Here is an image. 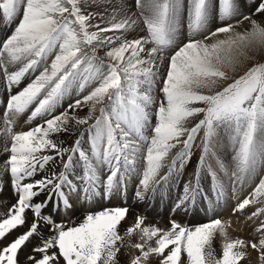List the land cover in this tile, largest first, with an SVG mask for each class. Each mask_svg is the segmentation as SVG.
<instances>
[{
	"label": "snow or ice",
	"instance_id": "6c2138e0",
	"mask_svg": "<svg viewBox=\"0 0 264 264\" xmlns=\"http://www.w3.org/2000/svg\"><path fill=\"white\" fill-rule=\"evenodd\" d=\"M135 3L140 9L138 15L125 14L117 19L114 10L105 23L101 14L88 11L89 0H0L3 20L13 21L20 16L12 34L0 43V71L8 88L41 69L22 90L8 97L0 118V135L7 139L3 148L8 153L4 170L10 174L17 193V202L0 217V240L28 223L26 211L33 213L27 230L0 247V264H18V253L31 237L41 235L42 224L49 225L54 234L33 248L41 255L39 259L29 256L31 264H60L61 260L64 264H116L120 250L117 244L124 241L119 226L127 217V207L89 213L76 226L65 227L42 215L46 203H33V198L48 191V199L51 194L58 195L70 208L65 187L70 192H83L85 199H91L100 194L97 189L101 184L108 198L117 189L125 190L124 174L135 169L137 156L142 155L145 166L135 195L144 200L149 192L155 193L156 186L168 180L169 174L190 161L201 130L195 183L189 180L185 184L176 208L195 202L200 193V172L205 167L213 178L217 200L223 197L224 184L207 166L210 142L218 128L227 130L234 149L230 175L228 166L219 163L233 185L243 183L258 169L264 170V61L256 62L257 56H264V0H259L251 15L239 14L236 0H216L218 12L213 0H135ZM184 11L188 39L175 46ZM214 12L221 26L198 38ZM94 20L98 22L93 23ZM140 21L146 27V35L127 39L123 33ZM245 21L247 26L239 30ZM109 32L121 35L108 36ZM221 35L223 39H214ZM169 48L173 51L165 57ZM100 49L105 50L103 57L97 54ZM53 53L51 64L45 66L47 57ZM165 60L167 66L160 89L163 99L157 101L153 85L161 76ZM243 61L253 63L243 75L232 79L230 73ZM13 66L15 70H10ZM229 79L231 83L219 86L220 81ZM91 84L95 87L86 95L70 103L60 114H53L65 96L74 89L83 93ZM153 104L157 105L156 123L151 125L149 109ZM82 107L89 109L86 117L69 115L70 110ZM30 108L29 120L50 118L27 131H14V118ZM97 109L99 115H94ZM70 121L84 127L79 129L73 146L64 147L51 137L68 132ZM149 128L151 134L145 135ZM85 132L90 134V152L82 147ZM173 149H177L174 154ZM46 150L55 155L44 154ZM57 157L63 170L23 183ZM78 162L82 174L74 172ZM104 167L108 174L102 180L99 171ZM164 167H168V173L160 175ZM256 204H264V173L234 211ZM262 215L264 207H258L249 219ZM170 223L171 227L164 229L146 226L143 216L135 218L124 233L140 234L141 242L132 245L140 254L133 256L130 264H146L152 256L160 258L159 264H242L249 248L259 253L264 264V221L255 229L261 233L258 241L229 239L230 222L220 219L194 227L175 220ZM217 232L224 237L219 255L211 247Z\"/></svg>",
	"mask_w": 264,
	"mask_h": 264
},
{
	"label": "bare ground",
	"instance_id": "6f19581e",
	"mask_svg": "<svg viewBox=\"0 0 264 264\" xmlns=\"http://www.w3.org/2000/svg\"><path fill=\"white\" fill-rule=\"evenodd\" d=\"M185 2H186V0H185ZM134 8L137 9L135 0H89L88 11L101 14L104 18L105 23H107V21L111 18V14L113 13L114 10L116 11L117 19H120L121 16H123L125 14L129 15V16L138 15L139 12H137ZM181 14H183V16L187 18L186 11L182 12ZM16 18H17L16 19L17 23H19L20 16H17ZM13 21H15V19ZM10 22L11 21H7V20L5 21V20H3L2 17H0V43H2L9 35H11V32L9 31ZM96 22H98V21L97 20L93 21V23H96ZM244 24L245 25H241L242 28L246 27L247 21H245ZM143 26H145L143 21H140L134 28H132L131 30H129L127 32H124L123 35L127 39H130V40L140 38V37L146 35V28L142 29ZM239 30H242L241 27ZM178 34H180V36L178 37L179 40L177 42L178 43L177 45H180V43L182 44L185 40H187L188 36L184 40L183 34L181 32H178ZM202 36L203 35H200V33L197 34L198 38L202 37ZM172 51H173V48L167 49L164 53V56L167 57L168 55H170L172 53ZM166 66H167V60H165L164 66H162L160 68L161 76L158 77L157 80L161 79L163 77V74L166 71ZM15 67L16 66H13L10 70H15ZM40 70H41L40 68H37L36 73L32 72V73L28 74V77L26 76L27 78L22 79L18 85H13L11 87V89L8 88L6 78L4 77L3 72L0 71V89L2 90L0 98L2 97L3 104H4V106L2 105L0 108V118L3 117L4 111H5V105H6V101H7L8 97H10L11 95H14L17 92H19L20 90H22L28 83H30L35 78L36 75L39 74ZM231 75H232V73H230V76ZM229 83H230V79L229 80H222V81H220L219 86L223 87ZM91 87L92 88L95 87V84L92 85ZM90 90H91V88L89 89V91ZM86 92L82 93V96L86 95L88 93V92L87 93ZM153 94H154V92H153ZM159 95H160V97L158 96L159 100L163 99V94L160 93ZM154 105L155 104H153L152 107L149 109V111L152 113V115H155L156 107ZM67 107L65 106L66 109H67ZM65 108L62 107V109H65ZM30 109L28 111H26L25 113H23L22 115H20L21 117H19V120H22L24 117L28 118V114H29ZM39 118H41V117H37L36 119L33 120V122L37 121ZM28 119H27V121H28ZM150 120H151V118H150ZM35 124H37V123H35ZM150 124H151V122H150ZM83 127L84 126H76L74 124V121H70L69 122V130L73 131L71 134L66 132L68 134L63 135L62 134L63 132H61V133H57V134L52 135L51 138L56 140V141L62 142V146H64V147L68 146L69 147L70 144L72 143V140H71L73 138L72 135H76V136H74V138L75 137L78 138L79 129L83 128ZM218 133H219V136L217 139H219L220 142H223V139H224L226 133H228L227 130L224 128H218ZM89 137H90V134L85 132L83 139L86 140V139H89ZM5 142H7L6 137H3L2 135H0V157H1V159H0L1 160L0 161V182L1 183L0 184H2V186H3L2 190L0 191V201L2 202V205H1L2 210L4 211L5 214H7L10 207L17 202V200H16L17 198H16V194L14 193L15 190L13 188V185H12V183H10V179H8L7 174H5L4 168H2L4 162L6 161V158L8 156V153L3 150ZM200 143H201V140H199L196 143V146L200 145ZM82 147L86 152H90L91 148L87 145V143L84 145L82 144ZM144 151H145V149L141 147V152H144ZM176 151H177V149H173L172 154H174ZM193 152H194V156H196V158L194 156H192L193 159L196 160L197 158L200 157L201 150L199 151V148L196 150L194 149ZM49 153H51V151L46 150L44 154H49ZM51 155H52V153H51ZM170 156H171V154H170ZM216 156H217V159L219 160V162H223V164L228 166V170L233 169V163L234 162L230 160V157L225 155L224 150L220 153L217 152ZM207 158L211 159L210 156H208ZM65 159H66V157H65ZM74 160L78 161V157H74ZM136 160L138 161L137 162L138 165H137L136 169L138 170L137 172L140 173V177L136 176V177H133L131 179L129 178L128 186L125 190L126 196L127 195L128 196L132 195V196L129 197L130 201L128 200L129 198L126 200V205H127V208L129 209V211H128L126 219L124 221H122L121 225L119 226V232L124 237V241L122 244L121 243L117 244V247L120 250L116 254V264H130L131 258L135 255L140 254L135 248L132 247V245L141 242L140 241V234L138 232H136V233H133L131 235H124L125 231L133 225L135 218L138 217V214H136V212H134L132 210V208L135 207L137 210L143 209L142 211H145L144 209H148L145 211V212H147V217H145V225L146 226H148V225L156 226V227H160V228H164V229L171 227L170 222L172 220H171V218H169L171 216V214H174L176 216L175 218L178 221L183 222L184 224H186V223L191 224V227L198 226L199 223L202 222V220H204L208 216L207 214H204L203 212H201V209H200L201 207L205 208L202 196H203V194H206L207 197H209L207 193H208V190H210L209 189L210 183L212 181V180H210L209 177L208 178L206 177L207 175H205V173H204V168L201 169V172H200V180H199L200 193L196 196L195 203H194V206H197L198 210L196 209L194 212L190 213L189 209L187 210V208H186V205H187L186 204V205L182 206L180 209H178L179 210L178 213L176 211V208L174 207V211L173 212L171 211V213L169 215L167 213L169 205L172 204V202L175 201V199H177L178 194H180L182 191H184V186L189 181L190 177H191V180L193 181V183L195 182V180H194L195 175L194 174L196 173L197 168L195 169V167H194L193 170L189 172V175L185 177L184 175L187 174L186 170H188V168H189L188 167L189 161H188L184 165L183 168H178L177 171H174L171 174H169L168 180L166 182H161L158 186H156L155 193L149 192L147 197L144 200H140L136 197L135 193L140 188L139 181L142 178L141 173L143 171V167L145 166V161L143 160L142 155H139V157ZM169 160H170V158H169ZM167 168L168 167L162 168L160 174H162V173L165 174V172L167 171ZM61 170H63L62 162H58V160L55 159V161H50L47 165H45L43 170H38L33 177L26 178V181H27V183H31L35 180L41 179L43 176L51 174L52 172H59ZM74 172L76 174H82L81 164L79 162L75 164ZM99 174H100L102 180L106 179V176L108 174L107 167L106 168L104 167L102 170H100ZM223 180L227 181L226 178H223ZM237 185H238L237 195L244 194L245 190L247 188V187H245L246 184H244L243 187H242L241 183H237ZM97 191L100 193V194H98V196H99V198H101V200H100V202H96V205H94L93 213H96V212H99V211H102L105 209H109V204H107L105 201H102L103 184H101L100 188H98ZM76 193L77 192H70L67 189L65 190V195L69 198V202L71 204V207L70 208L66 207V209H67L68 213L73 215L74 220H73V222L71 221L72 222L71 224L73 227L76 226L78 223H80L83 220V218L85 217V215H83L79 211ZM201 193H203V194H201ZM41 194H42V192H41ZM124 195H125V193H124ZM53 197L55 200V198H57V195H54ZM38 199H41V197H39ZM160 205H161V208H160ZM188 206H189V204H188ZM257 207H255V208H257ZM248 208H250V207L245 208L243 211H239L238 215L242 214V216L245 217L244 218L245 223L247 224V226L250 227L251 223L256 218L249 219L251 214L246 216L245 211H247ZM159 210H162V212ZM254 211H256V209L253 210L252 212H254ZM225 212H227L228 214L227 213L226 214H227V216L228 215L229 216H228V219L226 221H222V222H226V223L230 222V226L227 227L228 238L229 239L242 238L245 240H249L247 233H245L239 227V225L233 220V216L230 217L229 208H226ZM215 213H216V210H215ZM52 214H53V211H52ZM140 216H142V215H140ZM166 216H168V217H166ZM25 217H26V220L28 223H30L33 220V215L29 211L25 212ZM55 221L56 220H54V222ZM28 223H26L24 226H22L23 231L27 230ZM57 224H60V223L58 222ZM181 225H183V224H181ZM192 225H194V226H192ZM21 229H19V230H21ZM39 232L41 233V235H39V236L34 235L32 241L30 240L31 244L29 246L27 244L28 247H27L26 251L23 252L22 254H20L21 255L20 256V264H31V261L28 260L29 256H35L37 259H39L41 254L34 252L33 248L41 246L42 239L47 238L50 235L54 234V231L50 228V226L48 227L45 224L41 225V227L39 228ZM14 234H15V232H14ZM14 234H12L11 236H13ZM132 235H133V237H132ZM9 240L10 239L8 238L6 243H8ZM223 240H224V237L219 232H217L216 235L214 236L212 242H211V247H212V249L216 255L221 254L222 241ZM4 244H5V242H4ZM249 249H251V248H249ZM51 251L52 250H50V252ZM246 259L247 260H244L242 262V264H250L248 261H251L252 264H261V261L257 255V253L252 249L250 251H248V257ZM153 261H155L154 256L150 257L149 260L146 262V264H152ZM60 264H61V261H60Z\"/></svg>",
	"mask_w": 264,
	"mask_h": 264
},
{
	"label": "rangeland",
	"instance_id": "374dc122",
	"mask_svg": "<svg viewBox=\"0 0 264 264\" xmlns=\"http://www.w3.org/2000/svg\"><path fill=\"white\" fill-rule=\"evenodd\" d=\"M258 3H259V0H236V5H237L238 13L239 14H243V15H251L254 12V9H255V7H256V5ZM213 4L216 5V0H213ZM135 10L137 12H140V9L138 7ZM216 12H218V5H216ZM216 12L213 13L212 17L210 18L209 24L207 25V27L205 29H203L202 32H200V35H205L209 31L214 30L216 27L221 26V23L222 22L219 21L218 16L215 15ZM253 18H261V17L254 16ZM16 19L17 18H15V21H11L10 24H9V31L11 32V34H12V32L14 31L15 27L18 24L17 21H16ZM243 25H245V24H243ZM145 28L146 27L143 26L142 29H145ZM241 29H243L242 26H241ZM178 32H181L183 34V39L184 40L186 39V37L189 34L188 19L186 17H184L183 14H181L180 19H179V29H178ZM178 32H177V40H176V45L175 46H178L177 45L178 44L177 42L179 40L178 37L180 36V34H178ZM107 35L108 36H119L121 34H120V32H109V33H107ZM223 38H224V36L221 35V36L215 37L214 39H223ZM169 49H171V48H169ZM97 54L99 56L103 57L104 54H105V50L104 49H100ZM54 55H55V53H53V54H51V55H49L47 57V61H46V65L45 66H48V65L51 64L52 59L54 58ZM261 61H264V56H257L256 57V62H261ZM252 63H253V61H243V62H241V64H239L237 66L236 71L235 72H231L232 73V75H231L232 79L238 78L240 75H243L248 70V68L251 66ZM36 72L37 71H35L34 73H36ZM26 76L28 77V75H26ZM26 76L23 79L27 78ZM162 78L156 80L155 84L153 85V92H154L153 95H154L155 100H157V101H159V97H160L159 94L161 93L160 89H161L162 83H163V79ZM232 79H230V83L232 82ZM92 85H94V84H91V85L87 86L85 88L84 92H86V91L89 92V89L92 88L91 87ZM1 93H2V90L0 89V96H1ZM81 96H82V93H77L76 90L74 89L70 95L65 96V98L57 106V108L55 109V112L53 114L54 115L60 114L62 111H64L66 109L65 106L67 107L70 103H73L76 99L80 98ZM2 105L4 106L3 100H2V97H1L0 98V108H1ZM154 106L157 107L156 104ZM197 106H203V105H199L198 104ZM62 107L65 108V109H62ZM30 113H31V109L29 111L28 118L30 116ZM88 114H89L88 107H82V108L76 109L75 111H71V110L69 111V115H74V116L79 117V118L86 117ZM20 115H22V114H20ZM20 115L19 116H16L14 118V131H27L30 128L36 127L37 124L43 123V120L44 119L50 118V117H41V118H39L40 120L38 119L37 121L33 122V120L30 121L27 117H24L22 120H19V117H21ZM94 115H99V109H97V111H96V113H94ZM200 118H202V115L199 116V117H197L196 119L198 120ZM27 119H28V121H27ZM92 122L93 121H91L90 123H92ZM150 122H151V125H154L156 123V116L155 115H151ZM194 122H195V120H193L192 122H190L188 124V126L191 127L192 123H194ZM35 123H37V124H35ZM72 132H73L72 130H69L68 131L69 134H71ZM68 133H66V132L64 133L63 132L62 134L63 135H67ZM150 134H151V130L149 128L148 130H146L145 135H150ZM74 136H76V135H72L73 138H74ZM202 136H203V130H201L200 135L197 137L196 143L199 140H201L200 138ZM218 136H219V133H218V129H217L216 135L212 138V140L210 142V153H209L208 156H210L211 159L210 158H207V166H210L211 169L214 172H216L217 178L224 184V189H225L224 190V195H223L222 198H220L219 200H217V198H216L217 197V194H216V192L214 190V181H213V178L209 174V172L207 171V167H205L204 168V173H205V175H207L206 177L207 178L209 177L210 180H212V181L210 183V188H209L210 190H208V193H207L209 197H207L206 194L201 193V194H203L202 198H203V203H204L205 208L201 207L200 209H201V212H203L204 214H207L208 216H207V218H205L204 220H202V222H200L199 225L202 224V223H207V222H209V221H211L213 219H220L221 221H226L228 219V216L229 215L227 216L228 213L225 212V209L226 208H229L230 217L233 216V220L239 225V227L245 233H247V236H248L249 241H253V240L254 241H258L260 239V237H261V233L256 232L255 229L260 224L261 221H264V215L260 216L259 218H256L251 223V225L249 227V226H247V224L244 221V218L245 217L242 216V214L241 215L240 214L238 215L239 211H234V209L236 208V206H237V204L239 202H241L244 198L248 197L249 194L253 191L254 187L259 182V179H260L261 174L264 173V170L258 169L255 173L249 175L243 181V184L241 183L242 187L244 186V184H246L245 187H247V188L245 190V193L244 194H240L239 193L240 195H237V190H238L237 183L235 185H233L232 181H230L228 179V177H226L223 174L222 170L219 167V163L220 162H219V160L217 159V156H216V153L217 152L220 153V152H222L224 150L225 155H227L228 157H230V160L233 161L234 149H233V146H232V142H231V140L229 138V133H226V135H225V137L223 139V142H220L219 139H217ZM73 138L71 139L72 140V143L70 144L69 147L73 146L74 141L77 139V137H75L74 139ZM81 143L83 145L87 143V145L91 148L90 137H89V139H86V140L85 139H82V142ZM195 146L196 145H194L193 150L194 149L196 150L198 148H199V151L201 150L200 147H198V145L196 147ZM142 148H143V146H142ZM51 153H52V155H55L54 152L51 151ZM51 153H49L47 155H51ZM192 156H194V152L193 151H192ZM192 156H191V160L188 163V167L189 168H188V170H186L187 171V174L184 175L185 177L189 175V172L192 171L194 167H195V169L198 168V160H199V158H197L195 160V159H193ZM138 157H139V155H138ZM194 157L196 158V156H194ZM0 159H1V157H0ZM56 159L58 160V162H62L59 157H57ZM137 162L138 161L136 160V164H135V169L134 170H130V171H128V172H126L124 174L125 177H126L124 179V181H123V185L125 186V190H126V188L128 186L129 178L131 179V178L136 177V176H139L140 177V173H138L137 172L138 170L136 169L137 168V165H138ZM2 168H4V164H3ZM232 170L229 169V175H230V173H231ZM167 173H168V168H167V171L165 172V174H167ZM5 174H7V177H8V179H10V183H11L10 174L7 171H5ZM165 174L162 173L160 175H165ZM222 177L223 178H226L227 181H224ZM157 179H159V177H157ZM189 180H191V177H190ZM23 183H27L26 179L23 181ZM0 185H2V184H0ZM2 188H3V186H2ZM66 189L67 188L65 187V190ZM125 190L117 189L108 198H106L104 196L103 192H102V194H103L102 201H105L107 204H109V208L127 207L126 200L129 197H131L132 195L131 196H128V195L126 196ZM183 192L184 191H182L180 194H178L177 195V199H175V201H173L172 204L169 205V208H168V211H167V213L169 215H170L171 211L172 212L174 211V207L176 208V204L179 201L178 199H180L183 196V194H184ZM14 193L16 194V198H17V193L16 192H14ZM124 193H125V195H124ZM49 195H50V193L48 191L47 192L46 191L45 192H42V194L40 193V195H38V197L36 196V197L33 198V200H34L33 203H38V202L40 203V201L42 200L41 202H45L46 203V207H44L42 209V215H48V216H50L53 221L56 220L55 223L56 222L57 223L59 222L60 224H64L65 227H73L72 224H71L73 222V220H74L73 215L70 214V213H68V211L66 209V206L63 204L62 199L57 195V198H55V200H54V197H53L54 194H51L52 195V198L51 199H48ZM76 196H77V200H78V206H79L78 208H79V211L83 215H85V216L87 214H89V213H93L94 205H96V202H100V200H101V198H99L98 195L92 196L91 199H85L83 192L76 193ZM39 197H41V199H38ZM128 200L130 201V198ZM0 203H1L0 204V217H3L5 215V213H4V211L2 210V207H1L2 202L0 201ZM194 203H190L189 206H188V204L186 205V208H187V210L189 209V212L190 213L191 212H194L196 209L198 210L197 206H194ZM257 206L258 207H260V206L261 207H264L263 204L250 205V206H248L250 208H248L247 211H245L246 216H248L249 214H251L252 211L255 210L256 209L255 207H257ZM160 208H161V205H160ZM178 209H180V208H176L177 213L179 211ZM132 210L134 212H136V214H138V216L142 215L144 218L147 217V212H145V211L148 210V209H144L145 211H142L143 209L142 210H137L134 207V208H132ZM215 210H216V213H215ZM28 211L33 215L32 211H30V210H28ZM52 211H53V214H52ZM159 211L162 212V210H159ZM168 216H166V217H168ZM175 217L176 216L174 214H171V216L169 218H171V220H175L176 222H178L180 224H183V225H187L188 224V223L184 224L183 222L178 221ZM45 225H47V224H45ZM188 225H189V227H191V224H188ZM47 226L49 227V225H47ZM192 226H194V225H192ZM19 229H21V230H19ZM14 232H15V234H14ZM23 232H25V230L23 231V227L22 226L18 227L17 230L16 229L13 230V232H11L10 234H8L6 236V238H4L3 240H0V247H3L5 245H7L15 237H17L18 235L22 234ZM12 234H14V235L11 236ZM132 237H133V235H132ZM8 238L10 240H9L8 243H6L7 240H8ZM32 239H33V237L30 238L31 241H32ZM30 240L28 242H26V244L22 247V249L18 253V264H20V256H21L20 254H22L23 252L26 251L27 247L31 244V241ZM4 242H5V244H4ZM27 244H28V246H27ZM136 250L139 252L138 249H136ZM250 250L251 249H248V251H250ZM255 252L257 253V255L259 257V253L257 251H255ZM154 259H155V261H153L152 264H159L160 258L154 256ZM245 260H247V259H245ZM248 262L250 264H252L251 261H248ZM61 264H64L63 260H61Z\"/></svg>",
	"mask_w": 264,
	"mask_h": 264
}]
</instances>
